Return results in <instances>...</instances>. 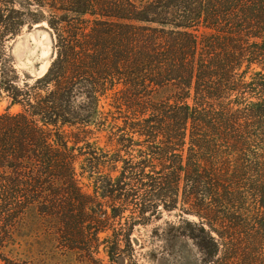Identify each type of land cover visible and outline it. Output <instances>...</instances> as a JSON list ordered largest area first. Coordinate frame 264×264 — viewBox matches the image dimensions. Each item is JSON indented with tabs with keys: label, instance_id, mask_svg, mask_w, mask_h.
Masks as SVG:
<instances>
[{
	"label": "trees",
	"instance_id": "trees-1",
	"mask_svg": "<svg viewBox=\"0 0 264 264\" xmlns=\"http://www.w3.org/2000/svg\"><path fill=\"white\" fill-rule=\"evenodd\" d=\"M44 22L55 56L21 86L8 44ZM4 96L1 241L20 227L53 264L116 262L162 207L181 211L202 264H264V0H0ZM103 98L124 115L113 140L144 150L90 151L92 174L123 163L90 195L76 161L91 143L65 127L104 126Z\"/></svg>",
	"mask_w": 264,
	"mask_h": 264
},
{
	"label": "rangeland",
	"instance_id": "rangeland-1",
	"mask_svg": "<svg viewBox=\"0 0 264 264\" xmlns=\"http://www.w3.org/2000/svg\"><path fill=\"white\" fill-rule=\"evenodd\" d=\"M55 41V35L51 28L47 22H44L32 27H25L17 38L9 42V50L14 57L15 68L21 78L19 85L22 86L24 81L33 84L36 79L47 72L55 56ZM110 103L109 98H103L101 101V118L107 120L103 122L104 126L65 127L70 136H79L82 141L87 139L91 143V147L86 148L87 146L80 142L79 146L82 148L79 151L84 155L78 156L76 161L79 185L86 194L90 195L95 192V185L101 179L100 174L112 173L113 177H117L123 167V163H106L100 167L99 175L92 174L91 165L96 168L97 164L94 162L92 164L90 151L99 147L104 150H111L112 154L118 151L126 159L129 158L127 155L129 152L136 159H139V151L142 148L135 142L139 139L137 136L134 137L133 145L131 143L126 144L127 148L117 145L116 140H113L114 137L119 141L121 134L118 130L119 128L125 129V122L124 115L121 117L117 110L109 105ZM10 107V100L4 96L0 101V114ZM20 111L21 108L18 106L10 109L12 113ZM129 138L132 139L133 135ZM70 140L73 141L71 143L73 145L75 138ZM96 143L98 146H94ZM115 167H118L116 172H114ZM101 185L103 184L100 182L98 187ZM126 215L129 216L130 212H127ZM180 216L181 211H166L162 207L156 215L149 212L147 219L134 222L139 224L135 226L132 233L131 244L123 245V253L116 262H112L102 250L100 258L104 260L105 264H202V255L194 243L180 234V229L183 227ZM2 226L3 222H0V228ZM28 232L19 227L16 232L17 236H14L16 238L9 237L4 241L0 239V264H10L12 261L20 264H32L33 262L34 264H53L55 255L50 252L49 245L38 246L35 244L34 251H30L34 243L23 238L24 235L29 236L31 234ZM2 236V230H0V238ZM20 237L22 238L17 239ZM79 258L74 255L68 260L76 264Z\"/></svg>",
	"mask_w": 264,
	"mask_h": 264
}]
</instances>
